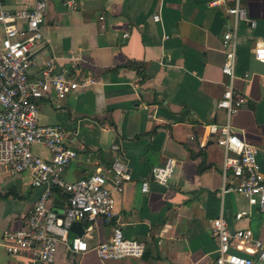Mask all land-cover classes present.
<instances>
[{"label": "crops", "instance_id": "crops-1", "mask_svg": "<svg viewBox=\"0 0 264 264\" xmlns=\"http://www.w3.org/2000/svg\"><path fill=\"white\" fill-rule=\"evenodd\" d=\"M35 1L3 3L18 8ZM76 3L70 10L69 0H47L44 39L31 72L54 58L58 66L79 62L82 74L95 82L70 94L61 109L41 100L40 123L61 125L68 132L65 143L78 151L65 171L68 181L97 168L108 170L123 156L131 178L116 195L115 218L111 223L98 219L85 237L91 245L110 240L120 223L125 236L144 242L149 254L103 260L94 251L76 256L61 243L56 264H216L219 242L212 222L221 215L232 230L250 228L255 237H264V210L238 192H223L224 151L208 128L226 120L218 102L228 82L222 36L233 19L227 11L232 0ZM243 4L256 24L239 22L235 88L248 103L233 115V131L257 146L264 172V60L254 55L256 43L264 42V0ZM34 149L51 156L44 146ZM168 158L177 159L172 184L150 180L143 191L152 168ZM32 181L29 172L12 174L0 166V264L22 259L8 254L2 240L6 229L24 226L39 198L41 190ZM249 210L251 215L236 218Z\"/></svg>", "mask_w": 264, "mask_h": 264}, {"label": "built area", "instance_id": "built-area-1", "mask_svg": "<svg viewBox=\"0 0 264 264\" xmlns=\"http://www.w3.org/2000/svg\"><path fill=\"white\" fill-rule=\"evenodd\" d=\"M69 8H77L76 0H69ZM227 11L233 17L222 36L225 53L222 70L228 82L218 102V107L226 110V120L209 124L208 128L224 151L223 192H238L251 206L258 205L264 210V172L258 160L259 150L233 131L232 122L233 115L248 103L247 97L235 88L239 22L247 20L253 26L256 22L248 17L243 0H232ZM46 12L47 0L18 8H9L0 0V166L12 174L31 173L33 187L41 190L24 226L5 230L3 245L8 254L22 257L12 264H56L61 243L76 256L94 251L103 260L140 258L146 244L126 237L120 223L115 224L110 240L99 239L91 245L85 237L96 228L98 219L111 223L115 218L116 195L124 192L131 178L123 156L118 155L108 170L97 168L89 176L68 181L65 171L77 158L78 151L65 143L68 132L61 125L40 123L41 100L47 99L61 109L70 94L95 82L93 77L82 74L79 62L58 66L54 58L36 73L31 72L35 52L44 39L42 24ZM254 55L264 60L263 41L256 43ZM35 145L46 147L51 156L36 153ZM176 166L175 158L154 166L150 179L142 183L143 191L149 190L150 180L171 185ZM231 175L235 178L233 184L228 182ZM57 188L67 195L60 198L64 199L61 212L56 210ZM249 215L250 210L241 211L236 218ZM74 221L83 222V237L72 231ZM212 232L219 242L216 264H264V237H255L252 229L232 230L221 215L213 220Z\"/></svg>", "mask_w": 264, "mask_h": 264}, {"label": "water", "instance_id": "water-1", "mask_svg": "<svg viewBox=\"0 0 264 264\" xmlns=\"http://www.w3.org/2000/svg\"><path fill=\"white\" fill-rule=\"evenodd\" d=\"M56 199H57L56 210L58 212H61L63 209V202L59 200L60 199L59 194L56 195ZM71 229L72 231L77 233L80 237H83V235L85 234L84 224L81 221H74L71 225ZM148 254L149 251L146 250L142 257L147 256Z\"/></svg>", "mask_w": 264, "mask_h": 264}, {"label": "trees", "instance_id": "trees-1", "mask_svg": "<svg viewBox=\"0 0 264 264\" xmlns=\"http://www.w3.org/2000/svg\"><path fill=\"white\" fill-rule=\"evenodd\" d=\"M205 169V166H202L201 168H200V171H203ZM56 194H59L60 195V198H66L67 197V195L66 194H64L63 192H62V190L61 189H56Z\"/></svg>", "mask_w": 264, "mask_h": 264}]
</instances>
